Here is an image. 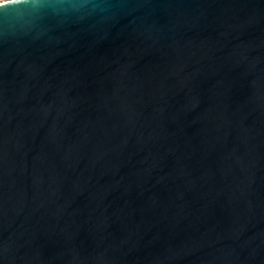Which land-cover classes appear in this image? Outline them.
Listing matches in <instances>:
<instances>
[{"label": "water", "instance_id": "95a60500", "mask_svg": "<svg viewBox=\"0 0 264 264\" xmlns=\"http://www.w3.org/2000/svg\"><path fill=\"white\" fill-rule=\"evenodd\" d=\"M5 4L0 264H264V0Z\"/></svg>", "mask_w": 264, "mask_h": 264}, {"label": "clouds", "instance_id": "9594fccd", "mask_svg": "<svg viewBox=\"0 0 264 264\" xmlns=\"http://www.w3.org/2000/svg\"><path fill=\"white\" fill-rule=\"evenodd\" d=\"M19 12L20 11H15V10L11 11V12H8V13L5 14L4 18H7V17L15 15V14H18Z\"/></svg>", "mask_w": 264, "mask_h": 264}, {"label": "snow or ice", "instance_id": "6c2138e0", "mask_svg": "<svg viewBox=\"0 0 264 264\" xmlns=\"http://www.w3.org/2000/svg\"><path fill=\"white\" fill-rule=\"evenodd\" d=\"M7 6V4H5V5H0V7H6Z\"/></svg>", "mask_w": 264, "mask_h": 264}, {"label": "bare ground", "instance_id": "6f19581e", "mask_svg": "<svg viewBox=\"0 0 264 264\" xmlns=\"http://www.w3.org/2000/svg\"><path fill=\"white\" fill-rule=\"evenodd\" d=\"M1 1H4V0H0V2H1Z\"/></svg>", "mask_w": 264, "mask_h": 264}]
</instances>
